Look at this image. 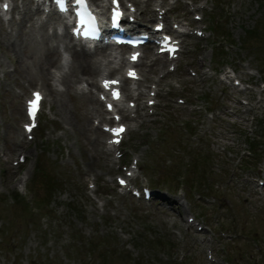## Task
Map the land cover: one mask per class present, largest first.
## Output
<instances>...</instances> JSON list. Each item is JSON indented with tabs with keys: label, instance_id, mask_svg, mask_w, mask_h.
<instances>
[{
	"label": "rangeland",
	"instance_id": "rangeland-1",
	"mask_svg": "<svg viewBox=\"0 0 264 264\" xmlns=\"http://www.w3.org/2000/svg\"><path fill=\"white\" fill-rule=\"evenodd\" d=\"M160 2L169 25L203 36L183 39L172 72L143 58L146 85L160 80L157 105L129 121L118 161L76 128L68 95L62 113L40 80L24 92L0 45V264H264V0H150V26ZM231 69L243 84L225 78ZM33 88L45 100L29 140L16 115ZM136 161L133 181L151 185V200L115 182Z\"/></svg>",
	"mask_w": 264,
	"mask_h": 264
},
{
	"label": "bare ground",
	"instance_id": "bare-ground-1",
	"mask_svg": "<svg viewBox=\"0 0 264 264\" xmlns=\"http://www.w3.org/2000/svg\"><path fill=\"white\" fill-rule=\"evenodd\" d=\"M11 1L12 8L6 13L10 15L8 20L5 21L0 14V45H5L6 50L16 59L17 66L14 67L15 75L12 77L13 80L15 81L18 76L23 79L22 87L24 92L26 91L25 83L26 85H33L40 80L41 86L51 96L52 100L57 103L62 113L67 112L68 107L64 95H68L70 100H72L74 115L79 123L76 128H79L86 137L88 129H90L96 145L101 147L103 153H109L111 149L106 145L102 133L97 126L91 124V118H105L107 115L106 111L100 107V101L94 95V90L99 89L96 78L98 76L111 78L114 75H120V69L127 62L126 58L122 56L121 52L122 57L118 61H113L109 58L103 59L108 57L107 47L95 50L93 53L82 49L76 50L68 31H64L63 34L57 33L56 26L58 24L53 15H48L45 19H41L40 15L37 16L38 18H34V15L38 14L39 9L31 6V0ZM103 1L100 0V2L95 3L99 9L103 8ZM2 2L3 0H0V3ZM135 15L137 18L140 16L141 19L144 17V8L141 1ZM150 15L153 16L151 13ZM62 51L69 53V62L67 64H63L58 57ZM142 52L143 57L149 58L150 48L146 50L143 47ZM150 61H152V64L158 61L159 65L164 67L166 60L164 56L155 54V57L151 58ZM145 64L141 60L137 65ZM2 67L4 68L2 71L5 74L7 72L10 73V71L5 70L4 66ZM51 67H54L55 70L52 71ZM111 73H114V75H111ZM148 77L145 74L143 79L134 82L137 85V96L144 95L143 88L145 85L143 82ZM122 79L124 78L122 77ZM84 82H86V85L83 84ZM79 83L82 85L79 86ZM153 83L157 86L156 92H159L160 80L154 79ZM58 84H62L64 90H60L57 87ZM124 89L126 91L130 90L128 86H125ZM127 93L129 94L130 92ZM132 94L133 96L135 95L134 92ZM20 95L14 94V97L18 99ZM130 100L132 99H128L126 102L128 103ZM144 107V104H140L135 110L125 113L123 120L129 121L132 112H137V109L144 110ZM246 110L250 111L249 107ZM17 114L18 118L24 116L20 108H17ZM138 115L141 117L143 113H138ZM16 150L17 148L15 147L12 152ZM178 210L180 211V207Z\"/></svg>",
	"mask_w": 264,
	"mask_h": 264
},
{
	"label": "snow or ice",
	"instance_id": "snow-or-ice-1",
	"mask_svg": "<svg viewBox=\"0 0 264 264\" xmlns=\"http://www.w3.org/2000/svg\"><path fill=\"white\" fill-rule=\"evenodd\" d=\"M79 2H80L81 4H84V3H85V0H79ZM60 3H63V0H60ZM5 7H7V5H5ZM116 16H117V17L119 16V13H118V12L116 13ZM135 58H136V57H133L134 60H135ZM129 76L132 77V78H135V73H134V72H130V73H129ZM109 83L115 84V83H117V81L106 82V83H105V87H106V88L109 86ZM114 97H115V98H119V93H114ZM40 99H41L40 94H39V93H34V100L29 102V103H30L29 114H30L31 116H34V115H35V112H36V110H37V108H38V104H39V100H40ZM109 107H111V106H109ZM28 130L31 131V128L29 127ZM123 131H124V128H123V127H120V128H118V129H114V130H113V133H114L115 135H119V134L122 133ZM116 142H118V141H116ZM121 183H124V181H121Z\"/></svg>",
	"mask_w": 264,
	"mask_h": 264
},
{
	"label": "trees",
	"instance_id": "trees-1",
	"mask_svg": "<svg viewBox=\"0 0 264 264\" xmlns=\"http://www.w3.org/2000/svg\"><path fill=\"white\" fill-rule=\"evenodd\" d=\"M53 180H54L53 176L51 174H49V175H43V177L39 181L41 184H44L45 189H46V187L47 188L52 187L51 184H52ZM55 184H56V182H55Z\"/></svg>",
	"mask_w": 264,
	"mask_h": 264
}]
</instances>
